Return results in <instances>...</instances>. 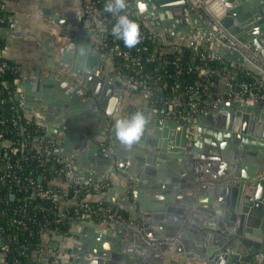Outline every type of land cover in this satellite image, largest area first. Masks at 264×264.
Listing matches in <instances>:
<instances>
[{
  "label": "crops",
  "instance_id": "obj_1",
  "mask_svg": "<svg viewBox=\"0 0 264 264\" xmlns=\"http://www.w3.org/2000/svg\"><path fill=\"white\" fill-rule=\"evenodd\" d=\"M5 7L15 25L0 28V33L7 38L5 56L22 66L26 100L24 115L43 127L47 136L57 137L59 152L75 162L84 179L89 181L98 177L101 180L109 175V186L93 192L91 197L111 201L126 211L128 219L121 227L88 217L74 220L67 235H42L40 250L35 251L34 256L48 258L57 254L63 264H68L64 262L66 256L71 259L69 264H99L98 258L90 257L94 252L89 248L94 240H102L103 247H119V250H124L127 259L146 254L148 245L152 243L143 236L136 237L133 230L142 226L141 212L149 218L154 211H140L129 192L130 185L135 183L144 189L143 195L148 196L147 201L157 203V211L164 212L165 218L170 221L162 228L163 236L157 238L155 232L147 233L149 239H161L154 243L156 252L150 260L151 264H199L196 253L200 249L195 238L203 240L201 234L212 226L211 220H215L218 229H222L219 224L221 216L224 218V228L231 223L239 226L224 203L233 163L224 164L223 154H233V148L203 142L192 149L191 139L196 137L192 136L184 157L161 159L157 152L159 147H156L150 163L138 162L134 178L125 168L105 172L107 160L98 153H92L93 141L89 136L100 139L106 119L112 118L115 123L124 119H142L153 125L161 115L139 94L131 93L117 84L109 107L111 112L101 108L99 98L105 82L112 75L118 78L113 71L112 56L103 53L98 35L91 30L92 23L82 0H5ZM136 8L139 18L159 32L163 43L181 40L178 31L172 34L165 26L163 37L160 31L162 27L153 22L149 12H141L137 2ZM201 37L203 39V35ZM221 50L225 55L230 52L237 59L242 58L237 50L228 47ZM255 70L260 72L259 67H255ZM224 90V82L220 79L213 87V98L222 99ZM213 108H220V105H206L196 130L203 121V124L216 125L223 120V114ZM260 112H264V107L259 108L257 114ZM168 121L172 128L183 126L174 120ZM41 144V140H33L36 148H40ZM125 165L129 168V163ZM54 183L61 184L62 178L57 176ZM65 205L63 202L62 206ZM220 209L221 213H218ZM226 212L229 213L227 219L224 217ZM245 215L241 219L244 230L247 226L256 227L250 222L260 223L264 219V211L259 217L255 213ZM161 222L159 220L158 223ZM148 225L145 223L144 226ZM184 231H189L191 236L184 235ZM249 241L248 246L256 244L264 247L263 240ZM161 243L167 246L163 247ZM100 250L98 248L96 252ZM71 251L77 253L76 258L71 256ZM254 258L262 263L264 253L255 252ZM0 264H5L1 253Z\"/></svg>",
  "mask_w": 264,
  "mask_h": 264
},
{
  "label": "water",
  "instance_id": "obj_2",
  "mask_svg": "<svg viewBox=\"0 0 264 264\" xmlns=\"http://www.w3.org/2000/svg\"><path fill=\"white\" fill-rule=\"evenodd\" d=\"M200 1L233 37L246 41L251 51L256 52L261 63H264V0ZM137 3L141 12L147 10L153 22L162 27L160 31L163 37H165L164 26L174 34L182 26L200 23L198 16L186 0H138ZM205 48H208V45H205ZM226 55L236 58L230 52ZM116 84L121 85V81L112 75L105 82L100 95V106L106 112L110 109ZM219 105L220 108H213V110L222 113L223 120L216 125L203 124V121L197 130L187 131L186 125L172 128L170 121L161 117L156 118L153 125L142 119H124L119 123H115L112 118L106 119L101 138L89 136L93 141L91 151L107 160L105 172H109L115 165L117 170L119 168L128 170L131 178H134L138 162L150 163L156 147H159L158 157L164 160L168 156L184 157V152L189 149L191 140L192 149L203 142L232 147L233 154H223L224 164L230 161L233 163L224 203L230 209L231 218L235 223L238 221L239 226L231 223L232 225L228 228H224V218L221 216L219 224L222 229H218L215 220H211L212 226L201 234L203 240L199 237L195 238L197 247L200 249L196 253L197 261L199 264H260L261 260L255 259L254 253L258 251L264 253V247L256 244L248 245L251 239L264 242V219L260 223L259 221L250 222L256 227L247 226L245 230L241 219L246 216L245 213H255L259 217L264 211V112L257 114L258 109L264 107V100L253 104H242L239 101L222 99ZM200 120L201 116L199 123ZM108 134L113 144L111 151L103 149L107 143ZM187 134L196 137L190 140ZM126 162L129 163V168L126 167ZM93 180H98V177ZM130 188L140 211H154L149 218L144 217L141 212L142 226L133 230L136 237L143 236L152 245H148L146 254H137L133 259H127L124 250H119V247H103L102 240H94L89 248L91 252H94L90 257L98 258L99 264H151L150 260L156 252L154 243H158L161 239H149L147 233L153 231L159 238L163 236V226L170 222L165 218L164 212L157 211L159 208L157 203L147 201L148 196L143 195L144 189L135 183L131 184ZM217 211L221 213V209ZM228 214V212L224 214L226 219ZM159 220L162 222L158 223ZM145 223L149 225L145 227ZM123 224L119 223L118 226L121 227ZM183 234L191 236L189 231H184ZM181 237L182 235L179 236ZM2 239L3 235L0 233V244ZM161 244L163 247L167 246L166 243ZM98 248L101 250L97 253Z\"/></svg>",
  "mask_w": 264,
  "mask_h": 264
},
{
  "label": "built area",
  "instance_id": "obj_3",
  "mask_svg": "<svg viewBox=\"0 0 264 264\" xmlns=\"http://www.w3.org/2000/svg\"><path fill=\"white\" fill-rule=\"evenodd\" d=\"M100 1L82 0L86 15L92 23L91 30L98 35L103 53L112 56L114 61L113 71L121 81V86L131 93L139 94L141 99L146 101L150 106L159 103V107H152L157 114L161 115V118L174 120L181 125H186L189 130H196L199 117L209 103H212L216 107L222 99H231L239 101L242 104H253L256 101L264 100V66L257 53L251 51L250 45L246 41L233 37L203 7L200 0H186L198 16L200 23H190L189 26H182L178 30L181 40L176 44L163 43L159 32L148 27L139 18L136 8V2L138 0H120L121 8H115L110 13H106L102 6L99 5ZM130 15L136 17V22L124 25L117 23L118 18L123 17L128 19ZM0 21H2L1 16ZM140 24H142V27ZM14 25V21L10 20L8 27H13ZM147 29L154 31L159 36L158 43L151 51L147 52L144 46L139 43L133 47L126 46L122 43V40L126 38H139L141 41L147 40L151 37ZM202 35L203 39L201 37ZM0 36L5 40L4 45L0 46V69L4 70L8 66L3 58L5 56L4 50L7 44V38L4 33H0ZM205 45H208V48H205V51L198 52V48L205 47ZM185 47H190L191 53L193 55H200L202 60L201 62L188 64L187 70L196 72L203 79L196 78L197 85L191 86L192 90L190 92L177 91L178 89L175 88L176 92L172 97L162 98L156 91L159 87L161 76L155 74L160 70L161 64L149 68L148 63L160 57L157 50L162 55L168 49L172 48L177 49L180 53L173 61L175 66L179 68L181 65L182 51ZM222 47L237 50L241 53L242 58L237 59L225 55L221 51ZM209 60H219L221 63L217 79L211 78L213 69L208 64ZM17 63L14 67L15 76L12 80H4V84L7 87L11 84L13 85V98L17 102L18 115L23 116L26 106L23 72L21 64L19 62ZM255 67H259L260 72L256 71ZM239 71H244V74L252 77L253 81L239 79L237 75ZM220 79L224 82V97L215 100L212 96L213 90L210 87L215 85ZM3 101H5V98L1 97L0 102ZM24 128L22 127V130ZM187 137L191 139L190 137L192 136L187 134ZM36 139L41 140L42 144L38 149L43 150L42 152L44 154V156L38 158L39 164L43 165L46 161H50L51 157L56 156L61 161V165L59 168H56L58 173L49 178L46 184L36 180L33 176H25L30 186L28 197L31 200L54 197L58 204L56 209L58 217L56 220L65 222V218L68 217V223L70 224L69 231L72 221L86 217L94 220L96 215L102 217L101 221H108L115 224L126 223L128 221L126 215L119 208H115L112 205L96 206L93 204L94 199L91 197V194L108 187L110 180L106 181L103 178L95 182L91 189L87 190L88 180L79 174L75 162L72 159L59 152L57 137L41 134ZM5 147H9L12 152L22 151L23 153L27 147V141L23 137L14 141L12 145L8 142L0 144V150ZM103 149L109 151L113 149L110 134L107 135V143ZM50 164L52 167L53 164ZM21 167L22 163L18 159L7 158L2 161L0 163V182L1 180L7 181L8 179L19 184L22 176L19 175L18 169ZM29 169L33 170L34 167L30 166ZM57 176L62 178L61 184L54 183V179ZM42 178H44L43 175L39 179L42 180ZM72 186L74 187L73 192L70 191ZM84 189L86 190V196L80 197V193H85ZM63 202L66 204L65 207L62 206ZM0 208H2V200H0ZM0 233L3 235L2 243L0 244V253L2 254L3 262L5 264H22L19 260L10 261L8 258L10 245L5 241V232L2 226H0ZM54 233L68 234L67 231H62L55 227L52 228L48 224H45L40 230L41 237L42 235H51ZM37 250H40V248L35 249L32 254V258L36 261V264H63L61 257L57 254L48 258L41 256L35 257L34 252ZM71 256L76 258L77 253L71 251ZM260 264H264V261Z\"/></svg>",
  "mask_w": 264,
  "mask_h": 264
},
{
  "label": "trees",
  "instance_id": "obj_4",
  "mask_svg": "<svg viewBox=\"0 0 264 264\" xmlns=\"http://www.w3.org/2000/svg\"><path fill=\"white\" fill-rule=\"evenodd\" d=\"M134 3V2H132ZM99 5L105 10L106 13H110L113 9L121 8L120 0H101ZM0 28L8 26L10 18L7 15L5 0H0ZM136 17L130 15L128 19L118 18L117 23L119 25L130 24L136 22ZM142 27V24H140ZM148 34L151 35L145 41H141L139 38H126L122 40L126 46L131 47L138 43L144 46L147 52L154 49V46L159 41L154 31L147 29ZM5 40L0 36V46L4 45ZM177 42H174L176 44ZM205 51V47H199L198 52ZM160 54L157 60L148 63V67L152 68L154 65L161 64L160 70L155 73L160 75L159 87L156 89L157 93L162 98H170L175 94V88L177 91L190 92L191 86L197 85L196 78L203 79L196 72L188 71L187 66L193 62H201L200 55H193L190 47L183 48L181 55V65L176 67L173 63L179 51L177 49H168L165 54ZM4 60L7 62L6 69H0V98H5V101L0 102V144L8 142L13 144L18 139L25 138L27 141V147L22 151L12 152L9 147H5L0 150V163L7 158L18 159L22 163V167L18 169L19 175L22 176L21 182L14 183L13 181L1 180L0 186V200H2V208H0V226L3 227L5 232V241L9 243L10 250L8 252V258L10 261L19 260L22 264H36V261L32 258L33 251L41 247V234L40 230L48 224L52 228H57L62 231H67L69 234L68 217L65 218V222L57 221L58 213L57 201L54 197L51 198H37L31 200L28 196L30 193V186L27 183L25 176H33L36 180L46 184L47 180L58 173L56 168H59L61 161L56 156L50 158V161H46L45 164L40 165L38 158L44 156L43 150L36 148L33 145V140L41 134H46L43 127L36 123L33 119H28L26 116H19L17 111V102L13 98V85L5 86L4 80H12L15 76L14 67L17 65V61L4 56ZM194 60V61H193ZM205 62V61H204ZM209 66L213 69L211 72V78L217 79L219 76L218 70H220L221 63L219 60H209ZM181 70V71H179ZM244 71L237 73L239 79L246 81H253V78L245 75ZM181 82V83H180ZM180 85H179V84ZM214 85L210 87L213 90ZM159 107L160 104L151 105ZM17 121V122H16ZM22 127H25L22 130ZM55 155V154H54ZM52 163V167L51 164ZM33 166L34 169H29ZM44 178L40 180L41 176ZM105 180H110L109 175L105 177ZM98 180H89L86 189L92 188L95 182ZM72 186L70 191L73 192ZM85 190V189H84ZM129 192L132 194V188H129ZM86 196L85 193H80V197ZM93 204L96 206L112 205L115 208H119L125 215L126 211L122 210L117 205L108 200H93ZM95 221H101L102 217L96 215Z\"/></svg>",
  "mask_w": 264,
  "mask_h": 264
},
{
  "label": "rangeland",
  "instance_id": "obj_5",
  "mask_svg": "<svg viewBox=\"0 0 264 264\" xmlns=\"http://www.w3.org/2000/svg\"><path fill=\"white\" fill-rule=\"evenodd\" d=\"M64 257H65V256H64ZM70 260H71L70 257L68 258V257L66 256V257L64 258V262H66V263H68V264L70 263ZM71 262H72V261H71Z\"/></svg>",
  "mask_w": 264,
  "mask_h": 264
}]
</instances>
